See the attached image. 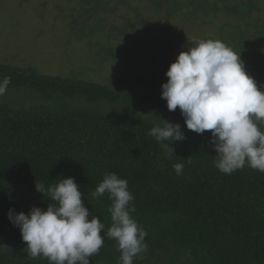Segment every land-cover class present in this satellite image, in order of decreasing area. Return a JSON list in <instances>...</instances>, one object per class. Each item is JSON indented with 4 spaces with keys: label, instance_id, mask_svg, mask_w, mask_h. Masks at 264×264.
<instances>
[{
    "label": "trees",
    "instance_id": "trees-1",
    "mask_svg": "<svg viewBox=\"0 0 264 264\" xmlns=\"http://www.w3.org/2000/svg\"><path fill=\"white\" fill-rule=\"evenodd\" d=\"M77 1L90 15L93 10L88 5L98 10L109 4H130V0ZM263 1L149 0L169 19L181 12L197 19L199 14L208 17L209 12L223 11L248 19L262 12ZM87 20L81 24L84 31L79 39L85 29H90L91 36L100 30ZM136 23L126 19L131 29L121 33L126 42L119 53L108 47L107 57L119 60L122 52L126 56L133 55L132 51L150 52L156 42L146 35L141 38ZM247 26V21L244 27L235 26L229 38L232 42H224L232 44L234 52L253 54L254 69L245 70L258 78L264 69V23H256L251 40L246 36ZM129 72L103 84L0 62V80L11 78L7 89L28 88L43 100L29 108L0 102V264H50L44 257H28L20 229L8 213L10 209L27 213L33 206L46 210L51 201L36 190V183L47 189L57 178L69 176L80 186L91 214L105 225L104 245L90 264H118L117 242L105 236L112 224L108 211L112 201L107 193L98 199L91 196L111 172L128 181L136 209L132 215L147 231L148 251L134 264H151L166 252L171 254V263L178 262L180 250L191 252L190 260L182 264H264V172L247 163L231 174L221 172L215 166L211 133L188 130L185 122L181 124L184 140L174 145L163 142L175 148L169 155L149 135L152 127L163 123L136 115L141 110L182 114L179 109L169 111L161 95L138 92L135 87L145 78ZM177 163L183 165L179 175L173 167Z\"/></svg>",
    "mask_w": 264,
    "mask_h": 264
},
{
    "label": "clouds",
    "instance_id": "clouds-1",
    "mask_svg": "<svg viewBox=\"0 0 264 264\" xmlns=\"http://www.w3.org/2000/svg\"><path fill=\"white\" fill-rule=\"evenodd\" d=\"M162 98L169 111L180 110L188 130L211 133L217 153L215 166L223 173L242 169L245 164L264 172V91L247 73L240 54L219 39H193L166 72ZM10 77L0 80V96L7 91ZM149 135L169 155L184 140L179 123L161 118ZM182 174L183 165L174 164ZM47 189L36 183V190L51 201L46 210L33 206L29 212L10 209L11 222L19 227L28 257L46 258L50 264H90L104 245V223L84 203V193L74 177H59ZM108 194L112 224L105 236L117 242L121 253L118 264H134L148 251L147 231L133 217L136 211L128 181L117 173H106L91 193L94 199Z\"/></svg>",
    "mask_w": 264,
    "mask_h": 264
},
{
    "label": "rangeland",
    "instance_id": "rangeland-1",
    "mask_svg": "<svg viewBox=\"0 0 264 264\" xmlns=\"http://www.w3.org/2000/svg\"><path fill=\"white\" fill-rule=\"evenodd\" d=\"M87 7L93 10L91 15L83 12L86 6L77 0H0V62L33 67L46 75L103 84H111L120 73L128 75L129 71H134L135 76L145 78L136 85L138 92L162 96V84L168 79L166 72L178 54L187 50L190 40L219 39L224 42L232 36L235 26L240 24L244 27L246 21L249 22L246 36L251 40L255 38L256 23H264V1L262 12H256L248 19L232 16L225 11L218 15L209 12L208 17L199 14L197 19H190L189 15L181 12L169 19L149 0L109 4L107 8L98 10L92 5ZM127 18L137 22L136 30L141 32V38L146 35L156 43L148 53L132 51L133 55L126 56L122 52L119 60L107 57L108 47H113L119 53L124 46L126 35L122 36L121 33L131 31L130 26L126 25ZM86 19L90 26L100 30L91 36L90 29H85L84 37L79 39L84 31L81 24ZM229 47L232 49V44ZM235 53L240 54L245 68L254 69L251 62L255 59L253 54L247 56L242 50H235ZM136 57L142 58V62ZM252 77L264 91V69L260 70L258 78ZM0 102L9 103L15 108H29L42 104L43 100L34 91L21 88L7 89L0 96ZM88 106L95 107L94 104ZM136 116L162 123L161 118L180 125L185 122L182 115L159 111L152 113L141 110ZM177 253L178 262L171 263V254L166 252L151 264H182L191 258L190 251L180 250Z\"/></svg>",
    "mask_w": 264,
    "mask_h": 264
}]
</instances>
